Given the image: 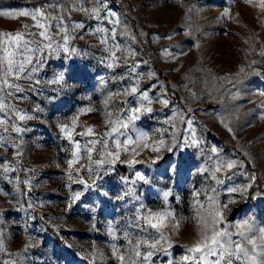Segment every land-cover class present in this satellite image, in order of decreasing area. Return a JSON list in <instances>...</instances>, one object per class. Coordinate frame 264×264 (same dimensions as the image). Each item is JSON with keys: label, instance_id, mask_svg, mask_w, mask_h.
I'll list each match as a JSON object with an SVG mask.
<instances>
[{"label": "rangeland", "instance_id": "1", "mask_svg": "<svg viewBox=\"0 0 264 264\" xmlns=\"http://www.w3.org/2000/svg\"><path fill=\"white\" fill-rule=\"evenodd\" d=\"M106 3L116 15L96 20L90 15L93 0H0V12L58 5L47 8L46 14L63 16L70 37L68 52L36 53L43 66L33 80L9 78L24 89L22 93L0 92L4 104L0 110V264H204L201 253H190L188 248L201 238L197 217H207L212 210L210 196L217 198L216 206L222 211L218 227L227 228L232 240L249 249L255 264H264L259 233L264 228L262 0ZM113 19L120 21L114 41L109 23ZM79 23L83 29L76 27ZM34 24L30 17L0 15V39L5 40L0 44V60L6 55L5 47L16 50L3 34L24 33L29 40V33L41 30ZM98 26L109 31L97 33ZM106 38L108 43L102 44ZM56 41L62 42L61 37ZM113 44L120 45V50L113 49L118 61L108 51ZM60 75L62 81L49 83ZM133 86L147 91L152 103H143L152 112L137 113L139 118L128 129H120L125 135L106 137L113 152L114 138L131 137L136 143L121 151L119 159L107 157L97 167L94 161L101 154L93 152L88 161L86 148L92 147L88 141L110 130L108 113L112 120L125 119L131 109L140 107L138 94H125ZM157 98L167 99L168 106ZM19 115L26 119H18ZM13 126L21 131L14 132ZM64 126L68 133L61 130ZM115 126L119 128L118 123ZM87 127L96 135H79ZM140 132L147 139L137 141ZM160 139L163 146L157 143ZM77 143L80 148L73 157ZM153 147L161 151L154 152ZM177 159L182 162L178 170ZM228 162L238 166L221 167ZM164 192H169L166 199ZM76 193L79 199H74ZM149 211L172 213L161 229L165 239L160 240V232L142 219ZM245 220L253 228L246 237L256 241L254 251L234 227ZM139 238L159 240L149 261L143 259L148 251L144 245L139 249L142 255H135ZM186 255L194 259L182 260ZM232 261L252 264L242 253Z\"/></svg>", "mask_w": 264, "mask_h": 264}, {"label": "snow or ice", "instance_id": "2", "mask_svg": "<svg viewBox=\"0 0 264 264\" xmlns=\"http://www.w3.org/2000/svg\"><path fill=\"white\" fill-rule=\"evenodd\" d=\"M262 7H264V0H262ZM58 5L55 4H45L40 7H35L32 11L28 10H22L19 12H0V15L3 16H9V17H30L33 21H35V24L32 25L38 29H41L40 31L36 33H29V35L32 37V39L25 40L24 39V33H15L8 34L5 33L3 36L6 38V40L9 43H14L16 45V50L9 52L7 50V47H5L6 55L5 57L0 60V92H3L5 89L8 90L7 94L11 95V89H15L17 92H23L24 89H22L18 84L10 83L9 78L11 77L14 80H27L31 81L33 80V76L36 72L40 70V68L43 66V59L41 56L36 55V53L44 52L45 50H49L51 52H58L59 50H63L65 52H68L69 49L66 47L69 43L70 37L67 34V30L64 27V17L63 16H52L49 14H46L47 8H57ZM105 11V15H101V10ZM82 11H87L85 9H81ZM90 15L93 19L96 20H104L107 19V17L112 16L114 17L116 14L114 12L108 11V6L106 3V0H93V8L90 11ZM110 24L113 25L111 28V39L114 41L116 39V25L120 23L118 20H110ZM30 27L29 25H25V28ZM77 28L83 29L84 25L83 23H79L76 25ZM52 28H56L57 31L54 33L52 32ZM109 29L97 27V33H105L108 32ZM121 35H125V33H121ZM60 36L62 42L57 43L56 37ZM78 38V37H73ZM5 40L0 39V44H4ZM102 44L108 43V39H102ZM53 44H56L57 46L54 48ZM120 50V45L113 44L111 48L108 49L110 53V57L113 61H118L119 57L116 56L115 51L113 50ZM72 52H75L76 49H71ZM167 51V50H165ZM22 56L23 59L17 60L14 59L16 56ZM131 55H135V52H131ZM170 55V53H169ZM111 66V65H110ZM135 70V66L133 67V71ZM241 72L244 71V69L240 70ZM155 73H149V76H154ZM64 79L63 75H60L56 81H49V83H59ZM35 83L39 84V81H35ZM125 94L129 95H139L141 105L140 107H136L131 109V115H128L125 119H120L119 117L116 118V120H112L111 113H108L107 115L110 117L108 121H106L107 124L112 125L109 131L104 132L101 136H98L95 139L89 140L88 144L92 145V147L86 148V158L88 161H92V154L93 152H100L101 159L94 161L95 165L98 167L102 163L105 162V159L107 157H113V159H119L120 158V152L121 151H128V145L136 143V141H133L131 137H128L127 139L120 141L119 139H112L111 145H113L116 148V151H110V141L106 139V137H112L113 133H118L119 135H125L124 132L120 131V129H128L129 124H131L133 121L138 119L137 113H140L141 111L144 112H152L151 107H146L144 105V101H147L148 104L152 103V100L149 98L147 91L139 90L137 86H133L130 88V90H125ZM22 98V97H21ZM157 102L162 103L164 106H168L169 101L167 99H160L157 98ZM4 108V104L0 103V110ZM84 112L93 111V109H83ZM30 119L31 117H27ZM262 119H264V115L261 116ZM18 119L24 120L26 117L24 115H19ZM179 119L181 121H184L183 116H179ZM75 123V121H73ZM119 124V128H117L115 125ZM188 125V129L191 130L192 127V121L189 119L186 121ZM174 126V124H173ZM12 130L14 132H20L21 129L13 126ZM62 131H65L68 133L67 126L62 127ZM231 131V129H229ZM70 135V133H69ZM79 135L82 136H95L96 134L93 131L92 127H87L85 132L79 133ZM147 139V136L145 133L140 132L137 134V141ZM157 143L161 146L164 145V140L160 139L157 141ZM195 143V141H193ZM100 145L99 148L96 147V145ZM145 148L148 147L147 144L143 145ZM80 145L76 144L77 151H74L72 153L73 157H77L78 151H79ZM154 152L161 151L160 147H153L151 149ZM173 149H168V151H172ZM134 151V150H133ZM213 152L216 150L213 149ZM138 154V153H136ZM73 161L69 160L68 164L69 167H71ZM173 162L169 161V165L171 166ZM175 163V168L178 170L181 166V161L177 159ZM238 165L235 162H228L226 165H221V167H226L228 169H232L234 167H237ZM242 166V165H240ZM217 172L220 171V167L216 169ZM138 179H143L142 176H140L139 173L136 174ZM27 183V181H25ZM83 183V181H81ZM236 191V189H229V192ZM213 192H215V189H213ZM165 199L169 196V192L163 193ZM199 195V194H197ZM80 193H76L74 199H79ZM210 204L213 206L212 210L208 212L207 217L204 216H198V220L201 222V232H200V240L196 242V244L188 248V252L190 253H201L199 259L204 261V264H233L232 257L237 256L238 253H242L243 257L246 259H250L252 261V264H255V258L249 257V249L242 247L241 242L234 241L231 239L232 233L227 228H219L218 225L222 224L223 221V215L220 207L216 206L217 198L215 196H210L209 198ZM231 202V201H230ZM223 207H227V205H224ZM172 216L171 212H151L142 217L144 222L147 225H150L152 229H155L157 232H160V240L165 239L163 232H161V229L166 227V221L169 217ZM173 227H178V225H173ZM239 231L238 235L241 237H245L247 240V243L252 245V250H255L256 247V241L252 239L251 237H246V233H250L253 231V228L251 226L250 221L245 220L237 225H234ZM144 231H147V229H143ZM260 238L261 241L264 242V228L259 229ZM3 242L0 241V251L3 250L2 247ZM159 244V240L153 239L151 242L148 239L139 238L135 242V255L137 257H140L142 253L140 252V246L144 245L148 249V251L143 253V259L144 261H149L153 255V252L151 249H155L157 245ZM116 249L113 248V254H116ZM209 256L216 257L214 261L208 260L207 258ZM119 259L121 261L124 260L123 256H120ZM194 259L192 256H184L182 257V260L188 261Z\"/></svg>", "mask_w": 264, "mask_h": 264}]
</instances>
